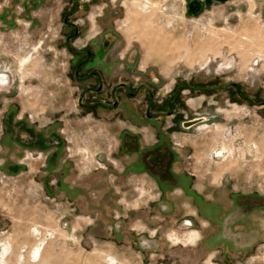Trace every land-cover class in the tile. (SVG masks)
I'll list each match as a JSON object with an SVG mask.
<instances>
[{
  "label": "rangeland",
  "instance_id": "374dc122",
  "mask_svg": "<svg viewBox=\"0 0 264 264\" xmlns=\"http://www.w3.org/2000/svg\"><path fill=\"white\" fill-rule=\"evenodd\" d=\"M72 1L0 0V264H264V0H76V46L109 28L132 86L116 107L74 76ZM165 144L163 188L138 163Z\"/></svg>",
  "mask_w": 264,
  "mask_h": 264
},
{
  "label": "flooded vegetation",
  "instance_id": "af4514ba",
  "mask_svg": "<svg viewBox=\"0 0 264 264\" xmlns=\"http://www.w3.org/2000/svg\"><path fill=\"white\" fill-rule=\"evenodd\" d=\"M77 9L78 2L76 0H73L71 4L68 5V7L65 6V9L62 10L60 16V20L62 23L61 26L63 29L62 32L64 33V41H67L69 43L67 49L70 50L69 52L74 56V60L72 63L74 76L80 79L81 83L84 84L86 90H88L86 92L89 94L96 93L99 95L100 93H104V89H106L107 94H109L111 97H115L116 93L119 92V89L130 90L129 88H132L131 84H127L125 81L119 80L120 75H118L115 71H112L116 58L106 56V50H108L110 47L109 41L111 35H109V28L104 26L105 28L103 27V29H100L94 33L91 32V34L89 33V35H87L88 37H85L86 42L84 44L81 43L76 46L77 39L81 37L80 35L82 34V26L74 21ZM93 21L98 23L97 19H94L92 21L90 20V22L88 20L89 30ZM132 55L133 54H129V56H127L129 59L126 60V64L124 65L127 68L131 63L130 61L132 59ZM120 58L124 59V56H120ZM129 71L130 70L125 69V72L129 73ZM134 95L135 92L130 91L127 94V98L132 99ZM174 100L175 99L170 97L167 100L168 102L165 103L166 108H168L169 115H173L172 102H174ZM88 101L90 104L103 106L101 102L96 101V97H94V95H92V97L89 98ZM113 103V105L116 107L118 104L116 97ZM151 116L152 115H149L148 118ZM131 118L133 119L134 117ZM181 118L182 119L176 124L175 127L178 129L181 128L182 130H188L189 128H192V126H196V120L202 119L203 117H188L186 114L184 116H181ZM127 135L128 134H126V131H124L121 137V149L128 146V139L126 138ZM29 139L31 138L29 137ZM55 143L60 147V142L57 138L55 139ZM159 147L160 146L152 147V149L154 148V150L150 149L151 151L147 152L146 159H142L143 156H140L139 154L140 157L138 164H140L139 166H141V168H146L147 170H149L147 168V161L149 159L150 161L153 160L154 163H151V165L154 166L155 169L163 167L162 181H159V179L157 178L158 176L155 175V173L152 174L155 176V178L158 179L160 183H162L161 187H171V185H173L171 184L172 179H169L166 173L169 172L170 175V171H172L170 169V163L176 160V155L170 148H168V144L164 145L163 150L158 149ZM172 153L174 156L172 155ZM176 178L177 179L175 181V184L187 183V178L183 177L182 175L177 176Z\"/></svg>",
  "mask_w": 264,
  "mask_h": 264
},
{
  "label": "water",
  "instance_id": "95a60500",
  "mask_svg": "<svg viewBox=\"0 0 264 264\" xmlns=\"http://www.w3.org/2000/svg\"><path fill=\"white\" fill-rule=\"evenodd\" d=\"M206 1L207 2H217V3L223 4L228 0H206ZM187 5H188L187 7H188L190 14L193 16H196L201 11L202 6L204 4L200 0H189ZM203 120H204V118L198 119L195 121V124L196 125L200 124V123H202Z\"/></svg>",
  "mask_w": 264,
  "mask_h": 264
},
{
  "label": "bare ground",
  "instance_id": "6f19581e",
  "mask_svg": "<svg viewBox=\"0 0 264 264\" xmlns=\"http://www.w3.org/2000/svg\"><path fill=\"white\" fill-rule=\"evenodd\" d=\"M229 67H230V65H229ZM225 68H227L226 66H225ZM5 78V79H4ZM2 77L1 75H0V88H3V87H6V86H9L10 84H11V81H9V77L8 76H6V77ZM3 81V82H2ZM219 156H221V155H219ZM40 250V249H39ZM35 252H37V251H35ZM36 254V253H35ZM37 259H39V258H37Z\"/></svg>",
  "mask_w": 264,
  "mask_h": 264
},
{
  "label": "built area",
  "instance_id": "2783aa9c",
  "mask_svg": "<svg viewBox=\"0 0 264 264\" xmlns=\"http://www.w3.org/2000/svg\"><path fill=\"white\" fill-rule=\"evenodd\" d=\"M0 75L4 78L6 77L7 75L5 73H2L0 72ZM5 79V78H4ZM185 223V227H191L192 226V223L190 221H184Z\"/></svg>",
  "mask_w": 264,
  "mask_h": 264
},
{
  "label": "crops",
  "instance_id": "0c3cea01",
  "mask_svg": "<svg viewBox=\"0 0 264 264\" xmlns=\"http://www.w3.org/2000/svg\"><path fill=\"white\" fill-rule=\"evenodd\" d=\"M10 87H11V84H10ZM10 87H9V89H10ZM40 249V250H39ZM36 251H37V254H38V256H39V259L38 260H40V257H41V247L40 248H36L35 249ZM35 252V251H34Z\"/></svg>",
  "mask_w": 264,
  "mask_h": 264
}]
</instances>
